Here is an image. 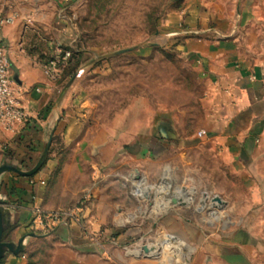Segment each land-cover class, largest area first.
Returning <instances> with one entry per match:
<instances>
[{
    "label": "rangeland",
    "instance_id": "1",
    "mask_svg": "<svg viewBox=\"0 0 264 264\" xmlns=\"http://www.w3.org/2000/svg\"><path fill=\"white\" fill-rule=\"evenodd\" d=\"M192 1L204 3L216 20H228L223 27L241 29L242 40L254 35L256 41L250 48L256 50V60L264 62V21L239 27L242 12L253 11L264 18V0H73L71 21L77 38L73 48L78 45L84 58L80 68L69 69L66 77L63 71L58 80L52 81L55 87L51 104L58 125L47 158L55 166L49 177L45 206L54 211L82 209L87 225L88 210L96 201H89V195L107 191L106 200L112 204L118 197L110 195L111 191H123L128 194L126 205L130 211L110 212L113 221L124 215L132 221L127 224L129 228H148L152 222L146 219L151 214L149 205L155 202V238L163 236L158 223L166 218L181 217L199 223L202 215L208 233L218 232L226 242L243 233L262 253L264 136L259 140L255 159L240 171L233 170L205 146L187 150L183 159L189 166L181 179L173 177L172 169L159 168L148 154L140 161L145 163L144 169L136 168L137 161L128 148L134 142L147 144L155 140L157 114H169L181 128L198 134L207 89L197 79L192 64L177 51V43L173 42L177 37L171 36L176 20L181 23L177 29L185 30L186 8ZM58 9L56 2L44 3L42 19L27 23L28 27L23 24L24 33L14 42L0 38V47L12 65L20 66L22 61L28 68L33 64L49 79L43 65L57 55L58 38L54 31ZM121 51L126 52L115 55ZM72 75L74 83L57 104ZM66 96L67 121L60 113ZM76 98L81 103L74 105ZM69 120L78 125L75 132L67 131ZM121 142L123 146H118ZM171 157L169 152L162 159L166 162ZM136 169L140 175L135 174ZM134 195H141L144 204ZM169 203L174 205L171 210ZM196 206L206 208V212L196 213ZM143 213L148 215L142 217ZM10 235L11 231L8 240ZM28 241L22 252L27 256V264H49L56 241ZM241 252L240 258L246 260Z\"/></svg>",
    "mask_w": 264,
    "mask_h": 264
},
{
    "label": "crops",
    "instance_id": "2",
    "mask_svg": "<svg viewBox=\"0 0 264 264\" xmlns=\"http://www.w3.org/2000/svg\"><path fill=\"white\" fill-rule=\"evenodd\" d=\"M52 1L59 8L54 31L58 38L57 49L68 47L75 37L71 21L74 17L71 13L73 0H0V10L19 14L14 25L2 30L0 38L14 42L17 36L24 33L23 24L28 27L27 20L31 19V24H34L42 19L43 4ZM207 11L204 3L192 1L186 8L183 21L185 30L177 29L181 26L177 20L171 26L175 30L172 34L182 33L176 35L177 39L173 41L177 43V51L192 64L197 79H201L207 89L204 116L197 130L198 133L204 131L206 136L199 138L188 128H181L169 114H157L155 140L147 144L134 142L128 147L137 161L136 168L140 166L144 169L145 163L140 161L148 154L157 161L159 168L166 166L172 169L173 177L181 179L189 166V162L183 159L184 153L199 146L207 147L237 171L245 169L251 159H255L259 140L264 136V62L256 60V50L250 48L256 41L254 35L251 34L247 41L242 40L239 33L241 29L223 27L228 20H216ZM239 17L240 28L264 21L253 11L242 12ZM198 33L201 34L197 37ZM1 49L7 58L12 78L17 76L18 80L14 81L28 119L14 133L0 129V167L10 165L29 172L42 155L49 135L58 122L55 107L51 104L55 84L45 79L33 68V64L28 68L24 67L22 61L21 67L12 65L5 50ZM81 97L80 94L78 98ZM79 99L76 98L72 103H81ZM67 100L68 96L64 97L60 110L66 121L69 119V116H64ZM48 107L51 109L47 111ZM66 127L72 133L78 125L69 120ZM162 131L166 132L167 137L162 135ZM118 146H123V143ZM169 152L172 153L171 159L163 161V155ZM176 152L179 155H175ZM54 166L55 162L47 159L40 171L32 176H21L11 171L2 174L0 200L5 203L3 207L9 212L11 222L5 232L11 231L7 242L18 243L28 235L26 227L33 208L54 211L45 206L49 177ZM107 194V191L95 194L96 201L88 210L87 225L62 226L52 235L34 238L56 241L57 244L50 251L49 264H260V260L264 264V249L262 253L259 252L257 245L249 237L246 238L247 235L237 233L226 242L220 238V233H208L203 225L207 222L203 221L201 215L206 212L204 207H195V212L201 215L199 223L181 217H170L159 222L158 227L163 236L155 238V202L153 206L149 205L152 207L151 214L145 217L152 221L148 228L134 225L136 229H132L127 226L132 222L130 218L116 216L119 219L113 221L109 214L130 211L126 205L128 194L111 191L110 195L118 197L112 204L106 200ZM134 196L144 204L141 195ZM173 206L169 203V210ZM145 214L148 215L143 213L142 217ZM29 239L33 238L25 241V247ZM241 250L247 256L246 260L240 258ZM1 263L27 264V256L22 253L17 256L7 254Z\"/></svg>",
    "mask_w": 264,
    "mask_h": 264
},
{
    "label": "built area",
    "instance_id": "3",
    "mask_svg": "<svg viewBox=\"0 0 264 264\" xmlns=\"http://www.w3.org/2000/svg\"><path fill=\"white\" fill-rule=\"evenodd\" d=\"M10 10V9H9ZM19 19L16 11L9 14L5 9L0 10V34L7 26L14 25ZM31 23V19L27 20ZM74 24V22H72ZM75 25V24H74ZM76 37L68 47H59L55 55L44 67V75L51 81L58 80L71 58V51ZM28 119V114L19 98L16 82L10 74L9 64L3 50L0 48V129L7 133H14ZM206 133L200 131L198 137H205ZM95 198V193L89 195V201ZM31 219L26 227L28 234L49 236L54 234L60 227L71 224L83 225V210H60L45 211L41 207L32 209Z\"/></svg>",
    "mask_w": 264,
    "mask_h": 264
},
{
    "label": "water",
    "instance_id": "4",
    "mask_svg": "<svg viewBox=\"0 0 264 264\" xmlns=\"http://www.w3.org/2000/svg\"><path fill=\"white\" fill-rule=\"evenodd\" d=\"M179 34H182V33H175V34H172L171 36H176ZM125 52L126 51L117 52V53H115V55H121V54H124ZM14 79H15V81H17L18 80L17 76L14 77ZM74 81H75V78H73L66 85L65 89L62 91V93L60 94V96L58 98L57 104L60 102L61 98L64 96L65 91L74 83ZM57 125H58V122L56 123L51 134L49 135V140H48V142H47V144L43 150L42 155L40 156L36 165L34 166V168L31 171L23 172L16 167H13L10 165H2L0 167V178H1L2 174H4L5 172H9V171L15 172L21 176H27V177L32 176V175L36 174L38 171H40V169L43 167V165L47 161V158L49 155V150L51 148V144H52L53 137H54V132L57 128ZM162 135L164 137H167L165 131H162ZM135 174L140 175V172L138 170H135ZM173 202L176 203V200L174 199ZM4 204L5 203L0 200V264L7 254H13L15 256L21 254L25 249V241L28 238H44V237H47V236H39V235L31 233V234L24 236L22 239H20V241L18 243L5 242L4 241V234L7 231V229L11 226V222H9V212L6 211L3 207ZM145 251L147 253L149 252L148 249H145Z\"/></svg>",
    "mask_w": 264,
    "mask_h": 264
},
{
    "label": "trees",
    "instance_id": "5",
    "mask_svg": "<svg viewBox=\"0 0 264 264\" xmlns=\"http://www.w3.org/2000/svg\"><path fill=\"white\" fill-rule=\"evenodd\" d=\"M75 46V45H74ZM77 46V48H67V49H69L70 51H71V53H72V55H71V58H70V60H69V63H68V67L64 70V77H66V75H69L70 73V70L69 69H71V68H75V69H77V68H80L81 67V65H82V62H83V58H84V53H82L81 51H80V49H79V47H78V45H76ZM53 58V57H52ZM51 60V59H50ZM50 60H48L47 62H46V64H48L49 63V61ZM45 64V65H46ZM70 78H73V75L70 77ZM70 80V79H69ZM51 108H47V111L48 110H50ZM7 236H8V233H6V234H4V241L5 242H7L8 241V238H7ZM2 264V263H1Z\"/></svg>",
    "mask_w": 264,
    "mask_h": 264
}]
</instances>
